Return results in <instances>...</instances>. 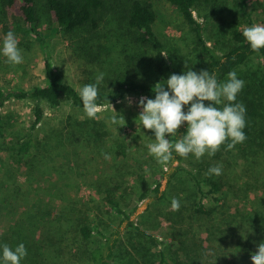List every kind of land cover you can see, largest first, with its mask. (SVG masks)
<instances>
[{
  "label": "trees",
  "instance_id": "trees-1",
  "mask_svg": "<svg viewBox=\"0 0 264 264\" xmlns=\"http://www.w3.org/2000/svg\"><path fill=\"white\" fill-rule=\"evenodd\" d=\"M163 1L175 10L178 20L191 33L195 50L201 61L205 62L200 70H209L218 80L226 79L229 71H235L238 78L244 80L237 100L246 108V139L231 149L222 144L211 156L213 164L209 163L207 168L220 165L221 173H224L228 168L224 155L235 153L243 161L241 171L246 175L253 163L259 164L264 158V48L252 50L242 32L251 24H264V16L263 19L258 18L264 15V9L258 0H231L230 8L235 12V17L225 26V21L219 17L217 32L212 34L209 29L211 14L224 13L229 0ZM259 8H262L260 12ZM40 9L48 14L52 24L50 31L68 37L70 56L87 67L84 70L78 64L84 72L108 62L111 55H115L114 47L123 46L127 41L143 48L144 52L163 53V45L153 29L157 12L151 0H42L41 4H38V0H0L1 16L14 18L16 30L33 36L43 52L42 83L27 88L0 86V138L12 137L9 138L8 152L18 164L33 156L41 139L50 136L45 132L48 120L46 109L54 112L68 108L84 114L79 89L66 81L54 67L50 50L53 35L47 37L39 30ZM218 33L220 35L217 37ZM142 55L139 58L135 55L117 56L116 71L111 73L102 89H97L98 107L130 99L139 100L140 97H154L155 83L147 77L143 66H139ZM146 57L148 63L152 62L153 59ZM256 61L259 63L254 68ZM164 63L162 59L160 64ZM175 73H178L176 69ZM11 101L28 105L32 119L25 130H16L17 126L2 112ZM185 125L186 122L181 124L177 135L185 131ZM165 135L168 137L170 134ZM175 138V135L169 136L171 140ZM123 153L126 151L123 150ZM187 156L173 153L168 161L160 162L150 154V159H145L149 164L148 169L153 170V167L161 164L158 179L153 186L144 188L137 199L151 203L166 202L170 199L171 189L175 187L177 191L180 176L188 175L195 184L194 200H190L187 206L179 205L174 209L178 219L187 221L180 224L185 229L179 232L182 236L175 234L174 239L165 241L146 234L142 224L133 217L134 209L128 211L121 205L117 188H107L103 190L106 211L114 214L118 221L111 230L87 222L76 227V234L83 241L96 242L82 252L77 264H113L124 238H130L132 234L139 235L138 247H133L137 255L131 256L125 264H253L251 254L257 250V244L264 241V172L254 176L255 189L260 192L257 199L258 191H255L253 198L244 193L246 189L242 198L236 199L232 195L240 196L237 190H241L234 189L230 178L226 179L220 173L200 180L194 171L187 168ZM206 183L208 189L203 188ZM237 184L240 183L237 181ZM244 186L247 187L246 184ZM36 204L29 205L18 217L19 221L8 226V231L14 230L9 233V238L3 239L0 235V243H7L13 248L21 242L25 245L27 255L21 263H38L41 242L46 241L53 225V221L45 222L51 210L46 208L44 213L37 211ZM36 223L43 225L39 232ZM142 245L147 246L145 256L141 253ZM152 246L157 247V251L152 252Z\"/></svg>",
  "mask_w": 264,
  "mask_h": 264
},
{
  "label": "rangeland",
  "instance_id": "rangeland-1",
  "mask_svg": "<svg viewBox=\"0 0 264 264\" xmlns=\"http://www.w3.org/2000/svg\"><path fill=\"white\" fill-rule=\"evenodd\" d=\"M41 2L42 0H38V4ZM151 2L157 12L153 29L163 45V53L168 54L167 57L155 52L152 54L148 51L144 52L143 48L127 41L123 46L114 47L115 55L112 54L108 62L100 64L97 68L91 67L92 69L89 70L91 73L81 70L82 67L78 64L82 65V63L74 61L70 56L68 37L60 32L50 31L52 24L48 14L40 9L39 30L47 37L53 35L50 39V50L54 67L77 89L84 84L96 83V76L101 72L104 73V77L97 83V89H102L111 73L116 71L118 55H135L139 58L143 54L139 66H143V71H147V77L155 84L166 79L175 72V69L178 73L187 70L185 65L199 72L201 64L205 62L201 61L195 50L191 33L182 25L175 10L166 2L163 0H151ZM229 2L224 13L211 14L212 22L209 29L212 34L217 32L216 23L219 17L225 21L224 26L235 17V12L230 8L232 1ZM258 2L264 9V0ZM262 8L258 11L260 12ZM263 16L258 18L263 19ZM15 21L14 18H3L0 12V40L4 34L12 31L23 57L22 62L12 64L6 57L0 55V86L27 88L43 82V52L33 36L16 30ZM219 35L220 33L217 37ZM146 56H149V60L153 59L152 62L148 63ZM162 59L165 63L161 65ZM258 63V61L254 62L253 67L255 68ZM83 68L87 69L86 66ZM138 101L130 99L126 102L98 107L94 118L86 116L83 112L72 110L71 112L68 108L54 112L46 109L48 120H46L45 132L52 137H43L34 155L19 164L8 152L9 138L12 137L0 138V235L3 239L9 238V233L14 232V230L8 231V226L19 221L20 214L29 205L37 202L35 207L37 211L44 213L46 208L51 210L45 222L53 221V225L46 241L41 242L40 257L36 264H77L82 252L89 246H94L96 242L83 241L76 234V227L87 222L97 224L101 229L111 230L118 221L114 214L106 211L103 190L107 188H117L121 205L128 211L134 209L133 217L136 222L142 224V230L146 234L165 241L174 239L175 234L182 236L179 232L185 229L180 224H186L187 221L177 218L176 212L171 207V199L177 198L181 203L179 205L184 206H187L190 200H194L195 184L188 175L180 176L176 184L177 191L173 187L170 191V199L166 202L151 203V201L137 200L144 188L155 184L161 165L153 167V170L148 169L149 164L145 159H150V153H146V150L154 136L152 130L139 128L138 115L141 108L138 106ZM2 112L17 126L16 130L21 128L25 130L32 119L28 105L21 101L9 102ZM112 115L123 116L124 120L121 119L118 124H113L110 119ZM118 125L122 126L118 127ZM137 145L139 146L136 147ZM123 150L126 153H123ZM224 157L228 168L221 174L225 175L226 179L232 180L230 184L235 186L234 189L241 190H237L240 196L236 194L232 196L236 199L242 198L246 189L244 193L254 198L255 191H258L255 189L254 176L264 172V158H261L259 164L253 163L244 175L241 171L243 161L239 156L235 153H226ZM186 162L187 168L194 171L200 180L210 176L207 174V166L213 163L207 153L200 159H196L190 153ZM237 181L239 185H236ZM245 184L247 187L244 186ZM203 188L208 189V183L204 184ZM259 195L258 191L256 199ZM1 201L5 203L2 204ZM36 224L39 228L38 232L41 231L43 225ZM138 238V234L124 238L113 264H125L131 256L137 255L133 247H138ZM142 248L143 256L147 255L145 253L147 246L142 245ZM151 248L152 252L158 249L154 246ZM21 264L32 263L23 261Z\"/></svg>",
  "mask_w": 264,
  "mask_h": 264
},
{
  "label": "clouds",
  "instance_id": "clouds-1",
  "mask_svg": "<svg viewBox=\"0 0 264 264\" xmlns=\"http://www.w3.org/2000/svg\"><path fill=\"white\" fill-rule=\"evenodd\" d=\"M242 35L252 50L264 48V24L245 27ZM161 54L165 57L168 55ZM0 55L12 64L22 62L21 50L12 31L4 34L0 40ZM185 67L187 70L173 72L157 82L152 89L154 97H140L138 101L141 108L139 128L152 130L154 138L147 149L160 162L168 161L173 153L177 156L191 153L196 159L205 153L212 156L222 144L231 149L246 139V108L237 100L244 80L238 78L235 71H229L226 79L218 80L209 70L197 72ZM103 77L104 73H99L96 83L84 84L78 90L84 114L88 117L94 118L98 111L97 83ZM110 119L113 124L124 120L123 116L117 115H112ZM185 122V131L177 135V129ZM165 134L175 135L176 138L171 140L170 135L166 137ZM220 173V165L210 166L207 171L210 175ZM171 207H179L177 198L171 199ZM256 248L251 254V261L253 264H264V241L257 244ZM26 255L27 249L22 242L14 248L7 243H0V264H21Z\"/></svg>",
  "mask_w": 264,
  "mask_h": 264
}]
</instances>
